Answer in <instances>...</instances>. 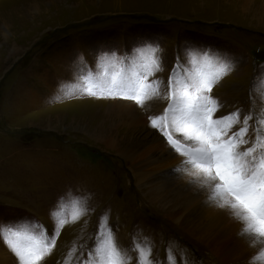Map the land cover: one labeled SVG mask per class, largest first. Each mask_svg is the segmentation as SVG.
<instances>
[{"label": "rangeland", "instance_id": "rangeland-1", "mask_svg": "<svg viewBox=\"0 0 264 264\" xmlns=\"http://www.w3.org/2000/svg\"><path fill=\"white\" fill-rule=\"evenodd\" d=\"M14 1L0 0V12L5 9L0 18V226L30 228L40 222L51 234L52 212L63 197L69 222L43 264H82L81 253L94 245L105 212L123 246L133 237L151 245L153 264H223L203 238L168 216L173 205L152 199L124 158L95 140L96 130L109 131L111 124L102 122L110 120H95L109 103H137L89 96L83 89L85 77L95 80L113 54L130 66L139 50L147 55L148 45L158 43L163 70L154 78L164 82L162 88L178 56L187 63L189 52L197 58L204 52L227 54L235 66L212 88L211 95L225 101L215 115L251 108L253 84L259 107L264 0H22L13 6ZM155 103L167 107L166 100ZM142 108L151 127L148 116L154 113ZM250 125L248 138L254 139V122ZM150 130L142 136L150 137ZM126 135L122 139L130 138ZM80 193L91 194L89 210L72 222V200ZM0 249L16 264L2 239Z\"/></svg>", "mask_w": 264, "mask_h": 264}, {"label": "snow or ice", "instance_id": "snow-or-ice-1", "mask_svg": "<svg viewBox=\"0 0 264 264\" xmlns=\"http://www.w3.org/2000/svg\"><path fill=\"white\" fill-rule=\"evenodd\" d=\"M147 52L145 55L144 50H139L130 66H125L123 59L118 63L113 54L95 80L91 75L85 77L88 86L83 89L84 94L129 99L149 112L159 111L149 115L148 120L182 157L181 164L192 177L188 183H198L205 190L206 203L228 210L241 224L238 235L256 249L249 264L264 260V95L258 107L252 94L253 84L251 108H236L216 116L225 101L211 95L212 88L235 66L227 54L204 52L202 58H197L189 52L191 59L187 63L178 56L162 88L164 82L154 78L163 70L158 43L149 44ZM160 100L167 101L162 111L152 107ZM250 122H254V139L248 138ZM90 199V193H80L72 200V222L89 210ZM57 203L59 210L52 212L56 222L51 234L40 222L30 228L0 226V239L16 258V264H43L51 254L60 230L69 222L63 211V197ZM134 258L136 264H153L151 245L145 247L133 237L128 247L123 246L105 212L100 217L94 245L87 253H81L82 264H131Z\"/></svg>", "mask_w": 264, "mask_h": 264}, {"label": "bare ground", "instance_id": "bare-ground-1", "mask_svg": "<svg viewBox=\"0 0 264 264\" xmlns=\"http://www.w3.org/2000/svg\"><path fill=\"white\" fill-rule=\"evenodd\" d=\"M21 1H14L13 6ZM24 1L35 3V0ZM4 12L5 9L0 12V18ZM160 105L154 103L152 107L162 110ZM100 113L101 111L95 116V120L105 117L110 121H101L102 124L111 125L106 134L99 135L96 130L95 135L98 137L95 140H101L103 145L105 143L116 151L110 152L118 153L124 158L133 170L136 183L143 189L146 187L152 194V199L159 200L164 207L173 205L168 216L192 234L203 238L223 264H249L256 249L238 235L241 224L228 210L206 203L205 190H201L198 183L195 186L188 183L192 177L189 170L184 169L181 164L182 157L163 137L148 127L143 108L133 102L122 101L109 103L106 114L103 113L100 117ZM146 129H151L150 137L147 134L142 136ZM121 132L123 135L129 134L130 138L122 139ZM177 168L181 171H176ZM0 264H15V261L10 253L0 249ZM256 264H264V260L257 261Z\"/></svg>", "mask_w": 264, "mask_h": 264}]
</instances>
